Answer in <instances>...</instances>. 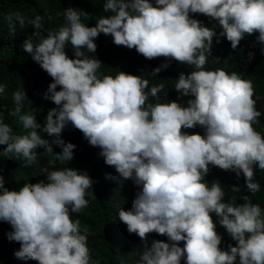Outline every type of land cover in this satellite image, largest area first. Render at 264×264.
Here are the masks:
<instances>
[{
	"label": "clouds",
	"instance_id": "1",
	"mask_svg": "<svg viewBox=\"0 0 264 264\" xmlns=\"http://www.w3.org/2000/svg\"><path fill=\"white\" fill-rule=\"evenodd\" d=\"M103 11L110 14L89 27L81 22L89 13L68 7L65 24L46 34L41 15L26 19L15 12L6 17L10 28L18 24L23 29L27 23L34 29L23 51L52 78L44 98L56 105L42 127L35 114L23 111L25 91L14 92L9 115L18 117L22 135L0 114V146H5L0 154L22 160L24 167L37 162L34 150L39 147L53 154L42 169L45 178L36 183L10 190L0 175V221L13 229L9 241L20 244L14 256L37 264H94L88 231L72 219L88 206L93 179L86 171L54 163L73 159L76 145L61 138L70 123L100 149L106 165L141 188L131 208L118 211L127 231L143 242L138 264H264V208L248 195H234L237 186L225 201L221 183L209 186L205 181L211 165L237 177L243 174L251 193L260 190L255 170H264V134L254 125L264 113L256 108L253 83L205 65L214 38L217 43L226 38L235 50L245 35L258 33L256 42L264 45V0H105ZM196 13L217 21L219 34L216 25L207 27L190 16ZM101 33L148 60L164 57L191 66L190 73L180 72L174 88L181 97L194 99L186 106L176 100L163 103L158 96L163 83L149 87L144 76L123 71L99 75L101 61L87 53H96L94 39ZM69 44L74 58L65 51ZM168 67L163 63L146 74L157 77ZM4 91L0 84V94ZM197 126L204 135L182 131ZM40 132L55 139L50 142ZM53 145L62 151L54 153ZM213 213L235 246L220 247ZM150 233L166 236L168 242L153 240L149 246Z\"/></svg>",
	"mask_w": 264,
	"mask_h": 264
},
{
	"label": "trees",
	"instance_id": "2",
	"mask_svg": "<svg viewBox=\"0 0 264 264\" xmlns=\"http://www.w3.org/2000/svg\"><path fill=\"white\" fill-rule=\"evenodd\" d=\"M155 3V0H150ZM105 0H0V84L4 85L5 91L0 94V114L3 115L5 123L12 126L18 135L25 134L18 117L9 115L14 108L13 93L25 91L26 98L23 102V111L32 112L36 115V120L44 126L48 111L56 107L53 102L45 99L48 85L52 83V78L32 60L31 56L23 51L24 41L31 36L34 30L30 24H25L21 29L18 24L15 28H10L6 17L15 12H20L26 19H34L37 15L44 17L45 34L48 29H57L65 24L63 11L68 7L81 9L89 15L81 17V22L89 27L95 26L96 21L109 15L103 11ZM61 13V15H57ZM52 19L49 20L48 17ZM207 27L216 25L217 34L221 31L218 22L202 14H190ZM258 33L245 35L237 49H232L226 38H221L217 43L213 40L211 56L205 65L206 70L222 68L229 74L236 72L243 79L251 80L255 89V95L259 97L256 108L264 113V52L261 51L264 45L256 42ZM97 45L95 54L87 53L90 58H97L101 61V68L98 74L115 76L119 71L132 75L144 76L149 80V87L163 83L164 90L158 96L160 102L168 103L176 100L184 106L188 99L194 97H181L175 90V79H178L180 72L185 74L192 71L191 66H187L175 60H167L164 57L148 60L137 53L135 49L114 44L111 36L103 33L94 39ZM67 55L73 57L71 45L65 48ZM253 52L254 57L249 59L248 53ZM219 57L217 62L214 58ZM163 63H168L169 67L162 70L157 77L146 73L152 72ZM59 90V87L58 89ZM255 98V97H254ZM258 132L264 134V115L258 118L254 125ZM189 134H205V130L197 126L192 129H182ZM44 139L50 142L54 136L40 132ZM61 138L67 143L76 145L73 150L71 161H54L56 168L71 167L81 172H87L93 179L92 189L87 190L86 199L88 206L79 214L73 213L72 219L79 220L81 230L87 229V245L94 264H138L143 251V242L136 234H130L127 226L119 221L118 211L120 208L129 210L136 193L141 190L133 180H124L116 172L114 167L108 166L104 158L99 155L100 149L93 147L84 138L83 133L75 129L70 123L62 131ZM5 146H0L2 149ZM37 153V162L29 167H24L23 162L15 157L0 154V175H3L5 186L10 190H18L26 182L36 183L45 178L43 168L48 166L49 161H53V154L45 152L43 147L34 150ZM54 153H60L62 149L53 145ZM210 171L205 176V181L209 184L219 181L225 192L224 200L228 201L233 193L230 188L237 186L240 191L234 195H248L253 203L264 208V170H255V182L260 185V190L251 193L245 184L243 174L237 177L234 172L224 171L209 165ZM242 201L237 200V203ZM216 222V230L222 236L220 247L227 250L228 244L235 246L236 242L231 239L226 230L219 225L215 214H212ZM11 225L0 221V264H37V261H23L14 256V252L19 250L20 244L9 241L8 233L12 231ZM153 240L167 241L166 236L150 233L148 244ZM184 242H180L183 247ZM181 264H185L182 260ZM238 264V261H237Z\"/></svg>",
	"mask_w": 264,
	"mask_h": 264
}]
</instances>
